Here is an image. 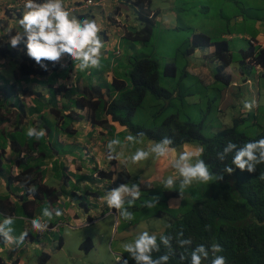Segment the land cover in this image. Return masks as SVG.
Segmentation results:
<instances>
[{
    "label": "trees",
    "instance_id": "obj_1",
    "mask_svg": "<svg viewBox=\"0 0 264 264\" xmlns=\"http://www.w3.org/2000/svg\"><path fill=\"white\" fill-rule=\"evenodd\" d=\"M132 4L136 7L137 19L140 21L141 28L133 32H126L124 35V38L129 41L128 45L131 48L133 47V54L130 55L129 60H125V70L120 69L119 64L123 63L121 60H113L103 55L101 57L102 67L98 71L94 69V72L96 74L98 72L102 78H104L103 74L108 71L113 73L111 82H106L103 79L105 81L103 86L106 85L108 87L107 92L111 94L116 92L115 96L111 97L113 99L108 102L102 100V94L99 91L102 84L101 86H94L91 83L86 84L89 82V80H86L84 84L90 92L85 95L74 96L79 92V88L74 85L70 88L65 85L53 87L55 83V75H53L46 80L51 89V95L48 99L43 100V93L38 90L32 92L21 88L22 95L27 97L32 96L34 101V105L26 106L23 98L18 96V91L15 87L16 83L19 84L32 80L37 83H43L44 80L38 81L35 77L43 75L45 70L27 57L24 44H22L17 55L10 48L9 50L6 48L0 49V57H8L10 59L15 57L17 62V69L13 80L11 81L7 78L0 80V127H2L0 129V138L5 140V143L2 144L3 147L8 144L7 139L9 140L10 154L16 160V164L21 171L19 175L12 178L13 180H8L7 178V183L10 180L18 181L25 190V193L21 196V208H23L24 204H39L45 198L55 201L58 195L64 191V188H59L58 190L43 181L45 171L41 167L48 160L52 159L55 151L61 152L63 150L60 147L61 143L56 142L54 136L53 141L55 146L51 148L46 143H42L46 141L45 139L36 140L28 138L25 132L29 126V120L24 121L25 117L34 114L39 116V121H43L45 117L40 114L43 108H49L51 112L58 115L57 121H60L64 114H59L56 95L61 94V97L64 99L62 102L64 108L70 107V103H73L74 107L81 110H85L84 108H86L87 115L85 116L93 124L96 121L104 124L105 121L101 120V115L106 112V114H111L113 120H117L120 124L125 125L127 130L131 131L134 135L143 132L145 134L144 138L152 139L154 142H159L162 138L169 137L173 141L172 147H179L186 143L203 146L204 154L201 158L204 159L214 174H223L222 180H216L209 185L194 184L188 188L184 193L183 200H180V204L177 207H169L168 190L163 189L162 182L155 183V185L150 186L148 189L145 188L140 192V199L143 196H146L147 200L153 199L151 193H156L157 196L155 197H159V205L152 208L155 209L154 211H144L147 209V207L143 206L145 202L144 198L137 200L133 207H136V209L141 208V213L143 214L138 212L135 215V221H138L140 217L159 219V222L163 225L162 230L160 228L159 234L163 233L174 237L172 244L175 255L170 258L169 264H188L187 260H180V253L184 252L190 256L191 249L201 243L206 246L212 243L222 245L224 251L218 253V255L225 256L227 264H264V163L258 164L256 170L252 173L247 171L242 172L240 169L235 168L232 174H228L224 172V169L226 166L235 167L231 164L234 152L229 153L224 161H220L217 158V153L222 152L229 141L236 143L239 147L247 141L264 137V126L261 127L259 125L257 114L253 112L246 113L245 116H241V113L238 115L231 113L230 124L227 123L229 126L222 128V124L212 135L207 136L202 132L204 122L196 123L188 117L190 112L195 111L187 109L189 112L186 118L181 119L180 110L177 107L174 110H167L170 102L166 104L161 99H169L172 96V98L179 99L184 106L200 102V99L196 100L194 98V92L184 93L180 87H177L178 85L175 86L178 89H175V87H172L173 89L171 87L166 88L159 85L160 71L157 58L136 51L138 48L137 44L147 45L151 40L155 21L153 17L150 18L148 16L150 0H133ZM236 6L238 5L236 4ZM235 12L228 19L234 16ZM232 31V29L228 28L225 33ZM188 43L187 53L198 47H214L211 59L217 62V65L213 71V80L209 83H206L204 80L203 82L198 76L189 72L185 66L184 74H189L204 90H211L212 93L208 99L210 105L215 98L223 100L226 88L231 83V76L227 73V67L232 59L229 51V41L223 37H219L214 41L206 33L193 31L191 40ZM135 51L138 53L137 55ZM240 55L241 63L247 58H252L255 60V63L264 68V46L255 51L250 45L247 49L242 50ZM57 66L58 64H55V66L51 63L48 64V68L53 70H56ZM70 69L71 66L66 71H70ZM94 72H92V75ZM163 73L170 77L176 74V64L174 61L164 64ZM64 76H67V74ZM77 79H79V76H77ZM173 92H175L174 96ZM32 93H34V96ZM62 93L64 94L62 95ZM148 93H151L155 97L159 106L150 111L149 115L152 125L144 126L143 123L133 122L132 118ZM224 104L229 107H235L231 106L232 103L229 99ZM13 107H15L14 110ZM199 111L204 112L201 108H199ZM75 113L76 117L73 121L84 117L79 112ZM67 117L70 121L72 120L70 115H67ZM157 118H160L158 125L154 123V119ZM252 120L256 127L253 134H248L243 129L242 131L238 130L242 125L246 127L252 126ZM30 123L32 124L31 126L39 127L38 121L36 124L32 121ZM104 125L108 127L110 134H112L113 128L110 129L107 123ZM55 130H61L68 135L74 132L68 123L55 127ZM32 148L38 152L36 156L32 155ZM22 152H24V155L20 156ZM2 156L3 154L0 153V163ZM123 173H118V176L121 177ZM125 175L127 177V174ZM33 185L36 187V192L32 195L34 199L27 200V195H29L27 188ZM170 194L176 197L179 196V191L176 189ZM183 202L189 203V205L182 207ZM127 225L120 227L121 230L123 229L121 236L126 231ZM206 226H210L211 230H206ZM181 230L184 233L183 238H191L193 241L191 247L187 250L178 248L176 245L175 238ZM164 251L163 246H161V252L153 253V257L155 258L163 254ZM124 254L125 258L129 260V264H135V261L131 259L128 253ZM204 264H209V262L205 261Z\"/></svg>",
    "mask_w": 264,
    "mask_h": 264
},
{
    "label": "clouds",
    "instance_id": "obj_2",
    "mask_svg": "<svg viewBox=\"0 0 264 264\" xmlns=\"http://www.w3.org/2000/svg\"><path fill=\"white\" fill-rule=\"evenodd\" d=\"M96 1L99 2V0ZM105 1L110 2V0H101L100 4L87 5L86 0H23L24 11L22 13L19 8H15L13 5L10 4V2L9 4L8 3L4 4L3 0H0V13L1 12L3 13V15H0L1 23H2V32L0 34L1 35L0 49L2 50L6 48L9 50L10 48L13 51H15V54L17 55L22 47V44H24L26 48L27 57L32 59L36 65H38L40 68H42L45 71L48 70L49 63L55 66V64L60 63L62 58H64L65 56H67L73 62L75 71L85 72L90 69L99 70L102 67L101 64L102 49L105 48V43L99 36L101 27L100 25H98L96 20L88 19V18L82 20L78 19L75 16L71 15L69 10H76V9L84 10V9H89L90 7L103 6ZM148 13H149L148 16L150 18L153 17V20L155 21V11H152L149 7ZM136 19H137V13H136ZM247 39H248V44H251L252 46V43L254 42V37H250ZM198 48H195L191 52H195V50ZM113 53L115 56L119 55L121 53L119 47L116 48L113 51ZM211 56L212 53L209 52L206 53L204 56H202V58L203 59L207 58L204 60L212 61ZM0 58H4L6 61L15 60V57H12L11 59L8 57H0ZM231 58H232V54H231ZM240 59L238 60L240 65L239 69L242 66L244 68V71L242 69L241 71L245 74L242 76L241 72L236 73L234 70L233 72L235 74H232L233 68H231L232 67L231 64L233 61L231 59V62L227 67V73L231 76V81H230L231 83L226 88L225 98L222 100V102H225L227 99H229L231 100L232 103L231 106L241 105L242 102H239L238 99L241 98V96L246 92L247 89L248 90L252 89L253 101H247V100L244 101L243 104L244 108H240L239 111V113H245L246 115V113L251 112L252 108L255 106L256 92L259 95V90L257 91V88L250 87V85L252 84V79L249 71L251 68H254L259 74L263 75L264 68H262L261 65L255 63V60H253L252 58L245 59L243 63H241ZM212 62L215 63V67H216L217 62L215 61ZM61 67H64V65L61 64ZM16 69H17V62H16L15 72ZM187 70L190 72L189 67H187ZM205 70L208 71L207 68H205ZM210 78L211 80L214 79L213 73L212 76L210 73ZM111 81L112 79L107 82H111ZM90 82L91 81H89L87 84H89ZM91 84L95 86L94 81ZM58 85H65L68 88H70L73 85L77 86L79 88V92L74 96L85 95L88 92H90L85 87V84L81 85L79 82L73 81L70 83L68 82L62 84L54 83L53 87ZM107 88L108 87L106 86L105 89H103V85H102L101 89L99 90L100 93L102 94V100L106 102L113 99L111 97H114L116 93L114 92L113 94H111L107 92ZM63 94L64 93H62V95ZM174 95L175 92H173V96ZM19 97L23 98L24 101L25 96H19ZM63 101L64 99L61 98L60 102H58L57 104L59 114L62 113L64 114V116L61 118L60 121H57L58 115L51 112L49 109L45 116L43 114L42 115L45 118L47 116L54 118L53 123L56 127L63 126L68 123L70 124L71 128L74 131L76 129L74 126L75 123L82 121L91 122V120L85 116L87 115L86 108H84L85 110L78 109L77 107H74L73 103H70L71 104L70 107L64 108L63 105L62 106L60 105L62 104ZM75 112H79L80 114L84 115V117L76 121H73L76 117ZM67 115H70L72 117L71 121L69 120ZM34 120L38 121V118L34 117ZM101 120H104L105 123H108V121L119 123L117 120H113L111 118V114H106V112L105 114L102 113ZM253 122L254 121L252 120V124H253L252 126L246 127L242 125L241 128H239L238 130L242 131L243 129L248 134H253L256 129V127L254 126L255 124ZM94 124L104 125L101 124L100 121H96ZM222 124H223L222 128L229 126L227 125V121H225ZM43 128L46 129L47 132ZM247 128L250 130H248ZM125 129L127 131L126 132L127 134L129 132V135L126 137V141L133 145L137 143H142L143 142L142 140H152L149 138L142 139V137L145 135L143 132L137 133L135 136H133L131 135L133 133L131 131H128L126 126ZM48 130L49 128L44 127L43 124L41 125V129H38L34 126H29L26 129V136L28 138H34L36 140H40L44 136L48 138L49 136ZM54 136L56 138V142H58L59 144H60L58 140L59 136L70 137V135L62 131L60 134L55 133ZM7 142L8 144L6 146H9L8 139ZM172 144L173 141L171 138L164 137L159 142H155L149 145L147 150L142 148H137L136 151L130 156V158L121 159L123 153L122 152L118 153L116 151V146L119 145L123 147V145H121V141L119 139H111L107 143V149H108L107 159L109 161L112 160L113 163L117 164L115 165V168L111 170H105V168L99 169L98 165H94L92 167L93 173H95L96 176L97 175L103 176L104 177L103 179H107L108 183H110L111 190L108 191L105 196L100 198L101 202L104 203V208H102V210H98L97 214H91V211L94 210L92 207L93 203L91 202V197L98 199L100 195H95L94 194L95 190H89V192L81 191L80 193H77L75 190H72V194H73L72 198L74 200L76 198L79 199L78 205L85 211L84 213L85 216L82 222L78 224L68 222L67 223L68 227L71 226L76 228V225H78V226H82L81 228L90 229L91 227L94 228L95 226H97L99 229L98 233H100L101 232L100 224L102 223L101 221L109 213L115 217L113 226L110 225V233L108 234L106 233V235L105 233L103 234V236L109 241L110 238L117 236L116 234H118L123 230L120 229L121 226L126 224H131V221L134 220L135 217L133 213L129 211V208L133 207L135 205V202L140 199V195H141L140 192L142 190H144L145 188L148 189L150 186L155 185V183L157 182L154 181L151 185L150 184L151 182L144 181L143 179L145 177H141V176L136 177L137 178L136 180L133 179L130 172L127 170L125 166L129 162V160L132 164H138L142 161H146L149 159V157H153L158 160L163 159L165 161H168L169 166L175 170V175L168 176L167 178L162 180L163 189L168 190L167 192V195L169 194L168 204L170 198L177 199L174 203H179L180 200H183L185 191L194 184L209 185L210 183L216 180L223 179V174H214L210 170L208 164L204 161V159L201 158L204 154L203 146H199L191 151L188 150L180 151L177 155L173 156V153L176 152V149L174 148H181L182 146L188 143L183 144L182 146L179 147H172ZM63 145L64 143L63 144L61 143L60 147L63 148L64 147ZM31 150H33L32 155L36 156L38 154L36 149L32 148ZM10 151L11 149L8 150L7 152L10 153ZM232 152H234V156L232 157L231 164L235 167L226 166L224 172L228 174H232L235 168H238L242 172L247 171L249 173H252L256 170V166L258 164L264 163V137L256 140L247 141L243 143L242 146L239 147L236 143L229 141L224 147L223 151L217 153V158L220 161H224L226 156ZM0 153L3 154V151ZM119 161L123 164H121ZM45 164L46 163H44L43 165ZM20 172L21 171H19L14 176L19 175ZM121 172L124 173L120 177L118 176V173ZM107 173H111V174H107ZM104 174L109 175V178L104 176ZM125 174H127V177ZM14 176L10 174L8 180L12 179ZM119 178L121 179L119 180ZM8 189L10 190L9 187ZM176 189H178L179 191V196L175 197L170 193ZM27 191L29 193V196H31V199H34L32 195L36 192V187L34 185L30 186L27 188ZM24 193L25 190L23 189V194ZM60 194L58 195V197L60 196ZM69 197L71 198V195ZM45 199L50 200L48 198ZM56 199L57 201L59 200V198ZM158 202H159V197H154L153 199L145 201L143 206L147 207L148 209H152L156 207ZM7 205H9V207H6ZM0 207L5 210L11 208L10 203L0 204ZM133 209H136V207H133ZM0 213H4V211L0 209ZM26 214L27 215L23 216V219L25 223L31 227V231L34 232L37 237H42L46 232L55 228L57 225L62 224V222H58V224H56L57 222L55 223L51 222L54 216L60 217L63 215V211L59 208L56 209H51L49 207L43 208L42 217L33 216L30 213H26ZM14 219H15L14 217H6L4 218L3 222H0V237H3L5 243L9 245L16 244L17 246H19L28 237L29 230L26 229L25 231L21 232L18 237H14L12 235L14 231L12 227V225L14 224ZM169 227L171 226L169 225ZM160 228L162 230L163 225L157 223L154 225V229L156 230L155 233H150L148 230H143L138 232L133 240H122L125 242L122 241L120 242L122 243L120 245L121 250L115 247L116 251L118 252L114 256L116 264H129V260L125 258L124 253H128L131 259L135 261V264H169L170 258L173 255H175V251L173 249V244H172L174 237L172 235H165L163 233L159 234ZM206 230L210 231L211 230L210 226H206ZM183 236L184 233L181 230L175 238L176 245L178 248L187 250L189 247H191L193 241L191 238H183ZM93 239H94L93 237L92 238L86 237L80 243L79 249H82L84 253L92 249L93 245H94V249H96L95 243L98 241ZM84 241H86V243L82 245ZM110 241H114V239H111ZM161 246H163L165 250L164 253L154 258L153 253H160ZM223 251L224 249L222 245H220L219 243H212L209 246H206L205 244L201 243L191 249L190 256L186 255L184 252H181L180 260L181 261L187 260L188 264H204L205 261H208L209 264H227V258L223 255H218V253H221ZM49 253L50 251L41 252L38 255V261H39L38 264H45L50 257ZM34 260L35 258H30L28 259L29 263L27 261L25 264H35ZM0 264H18V263H16L15 260L14 261L9 259L5 260L0 255Z\"/></svg>",
    "mask_w": 264,
    "mask_h": 264
},
{
    "label": "crops",
    "instance_id": "obj_3",
    "mask_svg": "<svg viewBox=\"0 0 264 264\" xmlns=\"http://www.w3.org/2000/svg\"><path fill=\"white\" fill-rule=\"evenodd\" d=\"M168 1L170 2L167 11L168 15L164 18L163 23L167 28H172L171 30H178L176 22H178L180 20V17L183 16L181 13L183 7L176 8L173 5V3L175 4V0ZM233 1L238 5L236 6L235 15L230 18L232 19V25L234 24L235 27H232L233 31L229 33L221 31V37L225 38L228 41H233L237 38L247 39L250 37H254L252 48L256 51L259 47L264 46V28H261L262 25H258L257 28L260 27L261 29L257 31L255 36H251L249 32L244 31L242 28L238 29V24L243 25L244 23V8L242 7L244 4L242 0ZM9 2L15 8H19L20 11L23 13V0H3L4 4H9ZM132 2L133 0H110V2L105 1L103 6L90 7L89 9L84 10H69V12L71 13V15L81 20L85 18L94 19L96 20L98 25H100L101 31L99 33V36L105 43V48L102 49V55L104 57L111 58L113 60H129V57L133 52V47L131 48L130 45H128L129 41L124 38V35L126 32H133L141 27L140 22L136 19V7L132 4ZM149 7L152 11H155L156 24V18L161 19V15L164 12L158 6L156 7L157 9L152 7V0L150 1ZM160 10L162 11V13L159 15L158 13ZM0 15H3V13L1 12ZM187 19L190 20V16ZM258 22H260V20ZM200 31L209 35V31H205L203 29H200ZM1 32L2 23L0 16V34ZM135 43L137 44V42ZM141 45L143 46V44ZM250 45L251 44H248L246 47H241L239 49V53L241 54V51L247 49ZM118 47L121 53L117 56H112V54H114L113 51ZM212 50V46L199 47L195 50V52L197 53V57H202L206 53H212ZM57 64L58 66L56 70L48 68V70L45 71L43 75L35 77L38 81L44 80L43 83H37L33 80L29 82H21L19 84L16 83L15 87L17 88L18 96H23L22 89L25 88L26 90L32 92H35L34 90H38L43 93V100L48 99V97L51 95V89L46 80L49 77L51 78L53 75H55L54 79L56 80L55 83L57 84L68 82L70 83L74 81L79 82L81 85H83L86 80H95L92 79V72H94V69H90L85 72L75 71L73 62L67 56L62 58L61 62ZM61 64H63L64 67H61ZM69 66H71L70 71H66ZM15 68V60L6 61L4 58H0V70L6 69V72L11 71L14 76ZM241 69L244 71V68L241 66V68L238 70V73L241 72L243 76L245 73H243ZM65 74H67V76H64ZM192 74L198 75L201 81L204 80L206 83H209L211 81L210 73L209 71L205 70L204 67L198 68ZM232 74H235L233 72V69ZM0 76V80L3 78L10 79L11 81L13 80V77H3L1 74ZM77 76H79V79H77ZM103 77L106 82L110 81L111 79H113V73L111 71H108L103 74ZM105 87L106 85L103 86V89H105ZM33 94L34 93H32V95ZM61 98V95H56V99L58 100V102H60ZM24 103L26 106L34 105L32 96H25ZM60 105L62 106V104ZM14 109L15 107H13V110ZM48 109L49 108H43L40 114H43L45 116L47 114ZM34 117L39 119V116L34 114L32 116L25 117L24 121L29 120L28 123L32 121L34 124H36L37 120H34ZM107 125L110 126V129L113 128L112 134H110L108 127L105 125L92 124L89 121H82L75 123L74 126L76 129L70 135V137H58L59 142L62 144H69L70 149L66 150L63 147V150L61 152L55 151L53 153L52 159L48 160L45 165H42V168L45 166V175L43 177V181L48 184V181L50 180L52 174H57V181L60 186H57L56 188H58V190L59 188H64V191H62L60 196L57 197L59 198L58 201L57 199L55 201L43 199L39 204H24L23 208H21V196L23 194L22 186L19 182L15 180H10L7 184V178L9 177V175L11 174L14 176L20 171V168L16 164V160H14L13 156L7 152L8 150H10V147L4 146L5 148H0V152L3 151L0 168H3L4 171V173L0 175V204L10 203L11 206V208L7 210L0 207V209L4 211V213H0V222H3L4 218L6 217L15 218L14 224L12 225L14 229L12 235L14 237H18L20 233L25 231L26 229L29 230L28 237L19 246H17L16 244L9 245L5 243L3 237H0V255L5 260H15V262L18 264H25L28 259L36 258L41 252L50 251V257H60V259L57 261L58 264H62L64 263V258L62 254V249L64 247L63 240L67 233L81 237L80 240L82 241L86 237H93V240L98 241V245H104L106 243V238L103 236V234L105 233L106 235V233H110V225L113 226L115 221V217L113 215L108 213L107 216L101 221V232L98 234H94L92 230H89V228H81L82 226L78 225H76V228L71 226L68 227L67 223L70 222L78 224L82 222L85 216V211L81 207H79L78 201L72 198V190H75L77 193H80L81 191L89 192V190H95L94 194L100 195L98 199L91 197V202L93 203L92 207L94 209L93 211H91V214H97L98 210H102V208H104V203L101 202L100 198L105 196L106 193L111 190L110 183H108L107 179H103V176H96L95 173H93L92 167L94 165H98L99 169L105 168V170H111L115 168V165L117 164L113 163L112 160L109 161L107 159V143L111 139H119L121 142H123L127 137V131L125 129V126L112 121H108ZM1 128L2 127H0V129ZM44 130L46 131V129ZM142 141L143 142L140 143V145L141 147L146 149L149 145L155 143L152 140ZM197 147L199 146L191 143L186 144L181 148H174L176 149V152L173 153V156L177 155L180 151H191ZM23 154L24 153H21V155ZM151 159L152 162H149L150 164H152L151 169L139 171L145 174L141 175V177H145L143 179L144 181H149L152 185L154 181H156L157 183L162 182V180L164 179L165 172H170V176L175 175V170L169 166L168 161H165L163 159L158 160L153 157ZM53 161H58L56 171L54 169ZM104 176L109 178V175L107 174H104ZM72 184H75V186L81 185V187H72ZM8 187L10 188V190L8 189ZM53 188H55V186ZM70 195L71 198L69 197ZM29 199H31V196L28 195L27 200ZM176 200L177 199L175 198H170L169 207H177L180 204V201L179 203H174ZM6 207H9V205H7ZM44 207H49L51 209H61L63 211V215L60 217L54 216L51 222H57L56 224H58V222H62V224L57 225L55 228L46 232L42 237H37L36 234L31 231V227L25 223L23 216L27 215L26 213H30L33 216L42 217L41 209H43ZM121 234L122 232L116 234L118 241L121 239ZM115 237L116 236L112 237V239H115ZM93 250L94 245L92 249L86 252V255L89 256ZM50 257L47 262L50 260ZM71 258L73 260L75 259V257L73 256H71ZM47 262L45 264H47Z\"/></svg>",
    "mask_w": 264,
    "mask_h": 264
},
{
    "label": "rangeland",
    "instance_id": "obj_4",
    "mask_svg": "<svg viewBox=\"0 0 264 264\" xmlns=\"http://www.w3.org/2000/svg\"><path fill=\"white\" fill-rule=\"evenodd\" d=\"M243 2V17H244V23L243 25L238 24V29H243L244 31H247L250 33L251 36H255L257 31L259 29L264 28V0H242ZM170 5V2L168 0H152V7L156 8L157 6L160 7L162 11H159V15H161V19L156 18L157 22L153 27V32L151 36V40L148 42L147 45L141 46V44L137 45V52H143L147 55H150L152 57L157 58V61L159 62V85L164 86L166 88L169 87H180V89L184 93H191L194 92V98L196 100L200 99V102L193 103L192 105H183V103L180 102L177 98H172V96L169 97V99H161L164 103L170 102V106L167 107V110L170 109H176V107L180 110V118L185 119L187 116V113L189 111H195L190 112L188 114V117L191 121L199 123L204 122L202 132L204 135L210 136L215 132L217 129H219L225 121L230 124L231 118L230 114L235 113L236 115L239 114L240 108H244L243 104L244 101H253L252 98V89L246 90V92L241 96V98L238 99L239 102H242L241 105H237L235 107H229L228 105H225L220 98H215L211 105L208 103L209 96L211 95V90L207 89L204 90L203 87H201L195 79L191 78L189 74H184V66L189 67V70L191 73L196 71L198 68H207L208 71H210L211 76L215 68V63L211 60H204L207 58L197 57L196 52L186 53V49L188 47L189 38L191 40L192 32H202L200 29H203L205 31H209V35L211 36L212 40H217L219 37H221L220 32L226 31L228 28L232 29V27H235V25H232L231 20L228 19V17L231 16L232 13L235 12L236 3L233 0H175V4L173 5L176 8L183 7V10L181 11L182 15L180 17V20L176 22L178 30H171L172 28H167L165 24L163 23L164 18L168 15V7ZM157 9V8H156ZM194 13V14H193ZM190 16V20L187 19ZM260 20V22H258ZM262 25L261 28L257 26ZM229 26V27H228ZM248 45V39H234L233 41H229V48L232 51V64L231 68L237 73L239 69V58L240 53L239 49L241 47H246ZM179 47V48H177ZM135 51V52H136ZM136 52V55L138 54ZM133 54V53H132ZM123 63H120V69L125 70L126 65L125 60H121ZM169 61H174L176 64V74L172 77L165 75L163 73V66L165 63ZM102 64V61H101ZM97 69H95L96 71ZM98 71V70H97ZM252 84L250 85L251 88H257V91L259 90V95L256 92V103L255 106L252 108L251 112H254V114H257V120L261 127L264 126V76L259 74L254 68L250 69ZM120 75H123L119 72H116ZM0 74L2 76L6 77H13V73L6 72V69H1ZM198 76V75H196ZM128 77V75H127ZM126 77V78H127ZM199 77V76H198ZM1 78V76H0ZM100 77V74L97 72V74L94 72L92 75V79L94 80L95 85H103L105 81H103V78ZM90 83L93 81L90 79ZM175 87V89H178ZM173 89V88H172ZM205 95H204V92ZM191 98V97H189ZM157 101L155 100V97L152 96L151 93H148L147 96L143 99L142 103L138 106L136 113L134 114L132 121L133 122H139L143 123L144 126L152 125L151 117H150V111L153 108H157L159 105H157ZM199 108L204 110V112H200ZM189 111H188V110ZM170 113H172L170 111ZM242 116L245 115V113H241ZM54 118L47 116L42 122L38 119V129H41V125L43 124L44 127L49 128V136L46 138L45 136L41 139H45V142L49 147H54L55 143L53 141V137L55 133H61V130L56 131L55 125H54ZM154 123L158 125L160 123V118L154 119ZM227 124V125H229ZM32 124L29 123V126ZM28 126V127H29ZM9 133V132H8ZM8 133H6L8 135ZM16 133V132H14ZM17 134V133H16ZM18 135V134H17ZM26 135V132H25ZM129 133L127 134V136ZM135 136L134 134H131ZM144 137H142L143 139ZM40 139V140H41ZM5 143V140L0 138V146L3 147L2 144ZM7 145V144H6ZM5 145V146H6ZM122 146H116V151L118 153H123L121 159H127L130 158V156L136 151L137 148H142L147 150L146 148L141 147L140 143L137 144H131L126 141V139L121 142ZM64 149L69 150L70 146L69 144H64ZM152 157H149L148 160L142 161L138 164H132L129 160V162L125 165L127 170L130 172L133 179H137L136 177L144 175L143 173L139 171L143 170H150L152 164L149 162H152ZM120 162V161H119ZM121 163V162H120ZM57 164L58 161H53L54 169L57 170ZM123 164V163H121ZM150 164V165H149ZM45 171V167H43ZM142 169V170H141ZM3 168L0 169V175L3 174ZM170 176V172L164 173V179ZM48 184L51 186H60L57 181V174H52L50 180L48 181ZM72 187H81V185L75 186V184L71 185ZM58 189V188H56ZM66 194V193H65ZM153 198L157 196L156 193H151ZM150 195V196H151ZM143 200L147 201V197L143 196ZM141 198V199H142ZM140 199V200H141ZM76 201H79L78 198L75 199ZM142 200V201H143ZM159 205V204H157ZM185 205H189L184 203L182 204V207ZM45 208V207H44ZM146 210H152L155 209H145ZM135 217V215L139 212L141 213V208L139 209H133L132 207L129 209ZM143 211V212H144ZM143 214V213H141ZM132 220L131 224H128L126 231L121 236V239L118 241L117 236L115 237L114 241H110L112 238L106 239V243L103 244H97L96 242V249H94L89 256L84 253L82 249H79V245L82 240H80L81 237L74 236L70 233H67L63 240V249L62 254L64 258V263L62 264H116V261L114 259L115 254L118 252L116 251L115 247L120 249V243L122 240H133L134 237L137 235L138 232L143 230H148L150 233H155L154 225L159 223V219L149 218V217H140L138 221ZM89 230H92L94 234H97L99 232V229L97 226L94 228H90ZM108 234V233H107ZM115 245V246H114ZM71 256L75 257L73 260ZM60 257L55 258L54 256H51L50 260L47 262V264H58V261ZM35 264H38V256L34 260Z\"/></svg>",
    "mask_w": 264,
    "mask_h": 264
},
{
    "label": "built area",
    "instance_id": "obj_5",
    "mask_svg": "<svg viewBox=\"0 0 264 264\" xmlns=\"http://www.w3.org/2000/svg\"><path fill=\"white\" fill-rule=\"evenodd\" d=\"M100 1H101V0H99V2L96 1V0H86V4H87V5L100 4Z\"/></svg>",
    "mask_w": 264,
    "mask_h": 264
}]
</instances>
